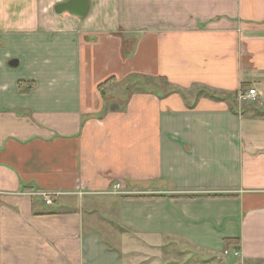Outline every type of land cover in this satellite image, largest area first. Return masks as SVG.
Segmentation results:
<instances>
[{
    "label": "crops",
    "instance_id": "1",
    "mask_svg": "<svg viewBox=\"0 0 264 264\" xmlns=\"http://www.w3.org/2000/svg\"><path fill=\"white\" fill-rule=\"evenodd\" d=\"M63 1L0 0V264H264V0Z\"/></svg>",
    "mask_w": 264,
    "mask_h": 264
},
{
    "label": "trees",
    "instance_id": "2",
    "mask_svg": "<svg viewBox=\"0 0 264 264\" xmlns=\"http://www.w3.org/2000/svg\"><path fill=\"white\" fill-rule=\"evenodd\" d=\"M25 82L26 81H20L18 83L21 92H25V91L29 90L33 86V82L32 81L27 82L28 85H23ZM112 82H113L112 78H107L106 80H104L103 82L98 84L97 87L101 90V94H103V97H104V87L107 86L108 84L112 83ZM198 92H199V94H205V95L213 97V98H215L217 100H220V99L224 98L222 96H217L216 94H213V93H211L208 90L200 89ZM123 106L124 105L118 104V103L113 102V101H111V102L110 101H106L105 102V108L109 109V110H122ZM253 113L255 115H258V116H264V109H258V108L255 107V108H253ZM223 242H224L225 248H227L230 244H237L239 241H238V239L226 238V239L223 240Z\"/></svg>",
    "mask_w": 264,
    "mask_h": 264
},
{
    "label": "water",
    "instance_id": "3",
    "mask_svg": "<svg viewBox=\"0 0 264 264\" xmlns=\"http://www.w3.org/2000/svg\"><path fill=\"white\" fill-rule=\"evenodd\" d=\"M89 6L88 0H66L63 2L57 3L53 10L57 14H61L63 12H68L71 15H75L78 17H83L86 15ZM18 60L16 58H12L8 60V65L11 67L16 66Z\"/></svg>",
    "mask_w": 264,
    "mask_h": 264
},
{
    "label": "built area",
    "instance_id": "4",
    "mask_svg": "<svg viewBox=\"0 0 264 264\" xmlns=\"http://www.w3.org/2000/svg\"><path fill=\"white\" fill-rule=\"evenodd\" d=\"M254 94H255V89H249L247 91V94L244 95L243 97L249 98L250 96H252ZM116 186L118 187V186H120V184L117 183ZM39 194H41V196L43 197L45 204H47V205L52 204V198L50 197L49 194H47V193H39ZM225 253H226V251H225ZM234 254L237 255L238 251H235Z\"/></svg>",
    "mask_w": 264,
    "mask_h": 264
},
{
    "label": "rangeland",
    "instance_id": "5",
    "mask_svg": "<svg viewBox=\"0 0 264 264\" xmlns=\"http://www.w3.org/2000/svg\"><path fill=\"white\" fill-rule=\"evenodd\" d=\"M163 87H165V85H164V86H162V88H163ZM163 89H164V88H163ZM154 92H156V89H154ZM45 205H47V204H45Z\"/></svg>",
    "mask_w": 264,
    "mask_h": 264
}]
</instances>
